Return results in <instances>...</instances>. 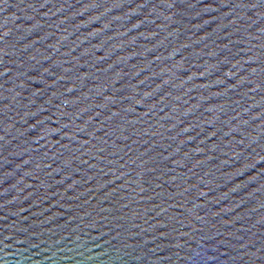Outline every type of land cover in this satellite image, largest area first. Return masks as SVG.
I'll return each mask as SVG.
<instances>
[{
	"label": "water",
	"instance_id": "obj_1",
	"mask_svg": "<svg viewBox=\"0 0 264 264\" xmlns=\"http://www.w3.org/2000/svg\"><path fill=\"white\" fill-rule=\"evenodd\" d=\"M0 264H264V0H0Z\"/></svg>",
	"mask_w": 264,
	"mask_h": 264
}]
</instances>
